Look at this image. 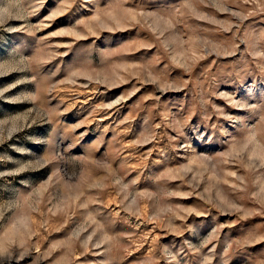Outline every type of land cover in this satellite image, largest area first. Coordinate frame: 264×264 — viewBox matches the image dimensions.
Wrapping results in <instances>:
<instances>
[{"label":"rangeland","instance_id":"rangeland-1","mask_svg":"<svg viewBox=\"0 0 264 264\" xmlns=\"http://www.w3.org/2000/svg\"><path fill=\"white\" fill-rule=\"evenodd\" d=\"M0 264H264V0H0Z\"/></svg>","mask_w":264,"mask_h":264}]
</instances>
